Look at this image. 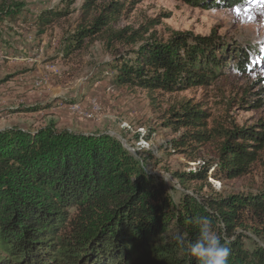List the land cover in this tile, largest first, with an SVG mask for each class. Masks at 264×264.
<instances>
[{
	"label": "rangeland",
	"instance_id": "rangeland-1",
	"mask_svg": "<svg viewBox=\"0 0 264 264\" xmlns=\"http://www.w3.org/2000/svg\"><path fill=\"white\" fill-rule=\"evenodd\" d=\"M191 1L197 3L97 0V8L86 14L85 0H75L66 10L62 0H0V131L18 128L34 133L51 126L81 137H107L124 147L152 189L176 206L186 194L203 212L202 199L241 196L252 202L260 197L264 149L248 173L235 179L227 177L218 151L224 136L237 129L264 133V0H231L230 5L223 0L210 9L204 8L210 0ZM111 2L122 4L117 18L75 49L70 37L90 26L99 8ZM47 10L67 15L40 27L37 16ZM122 29H127L125 37L133 35L137 41L114 37ZM174 33L214 35L233 53L245 52L247 66L238 71L232 67L238 54L227 56V65L210 86L170 94L113 83L119 58L131 57L145 42L164 44ZM184 102L205 110L203 129L213 140L181 145L196 133L193 130H202L176 128L173 121L178 118L172 113ZM198 171L206 174L205 179L188 184V189L175 177ZM214 232L225 236L218 225ZM236 236L250 264H257L253 252L264 253V212L247 213Z\"/></svg>",
	"mask_w": 264,
	"mask_h": 264
},
{
	"label": "trees",
	"instance_id": "trees-1",
	"mask_svg": "<svg viewBox=\"0 0 264 264\" xmlns=\"http://www.w3.org/2000/svg\"><path fill=\"white\" fill-rule=\"evenodd\" d=\"M62 1L66 10L75 0ZM220 1L210 0L204 8ZM95 8L97 0H85L86 14ZM121 9L119 2L100 7L90 26L70 37V44L80 49L85 38L97 35ZM66 15L63 10L43 11L36 23L45 27ZM126 31L115 32L114 37L136 42L133 35L125 37ZM222 45L214 35L189 33H174L164 44L145 42L131 57L116 61L113 83L167 94L210 86L227 65V56L238 54L232 66L238 71L247 66L245 52L235 54ZM179 108L172 113L178 118L173 121L177 129H202L193 130L196 133L181 145L214 139L203 129L205 110L190 102ZM236 132L224 136L218 151L229 179L247 174L264 149V133L253 128ZM135 162L124 147L104 136L81 137L51 126L34 133L18 128L0 131V264H199L185 250L187 242L199 235L198 217H206L213 232L215 225L222 228L225 236L218 237L230 248L228 264H250L236 232L244 227L247 213L264 212V191L252 202L241 196L202 199L204 212L187 194L176 206L152 189ZM175 177L188 189L206 174ZM178 235L183 236L184 247L177 244ZM253 258L264 264V253L255 251Z\"/></svg>",
	"mask_w": 264,
	"mask_h": 264
},
{
	"label": "clouds",
	"instance_id": "clouds-1",
	"mask_svg": "<svg viewBox=\"0 0 264 264\" xmlns=\"http://www.w3.org/2000/svg\"><path fill=\"white\" fill-rule=\"evenodd\" d=\"M195 222L200 225L199 235L194 241H188L186 251L195 257L199 264H228L230 248L223 245L220 238L211 230L206 217H198ZM177 244L184 247L182 235L176 237Z\"/></svg>",
	"mask_w": 264,
	"mask_h": 264
}]
</instances>
